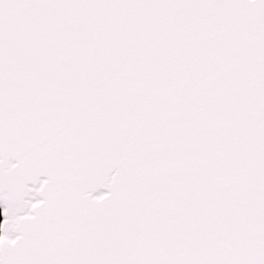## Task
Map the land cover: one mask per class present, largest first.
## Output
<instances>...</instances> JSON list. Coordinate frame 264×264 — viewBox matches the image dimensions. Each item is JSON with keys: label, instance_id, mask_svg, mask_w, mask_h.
<instances>
[{"label": "snow or ice", "instance_id": "obj_1", "mask_svg": "<svg viewBox=\"0 0 264 264\" xmlns=\"http://www.w3.org/2000/svg\"><path fill=\"white\" fill-rule=\"evenodd\" d=\"M0 264H264V0H0Z\"/></svg>", "mask_w": 264, "mask_h": 264}]
</instances>
